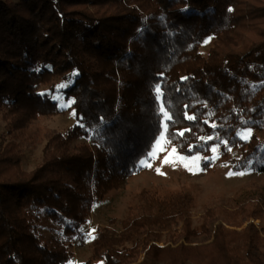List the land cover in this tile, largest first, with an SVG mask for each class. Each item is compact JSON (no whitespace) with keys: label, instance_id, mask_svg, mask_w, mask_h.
<instances>
[{"label":"trees","instance_id":"trees-1","mask_svg":"<svg viewBox=\"0 0 264 264\" xmlns=\"http://www.w3.org/2000/svg\"><path fill=\"white\" fill-rule=\"evenodd\" d=\"M58 80L71 82L77 123L35 129L64 113ZM0 123V264H67L92 205L138 171L161 132L181 156L217 146L233 172L264 174V0H0ZM19 143L44 144L30 172ZM246 195L206 208L193 228L191 190L144 188L118 235L95 230L82 264H264L250 222L264 201Z\"/></svg>","mask_w":264,"mask_h":264},{"label":"rangeland","instance_id":"rangeland-1","mask_svg":"<svg viewBox=\"0 0 264 264\" xmlns=\"http://www.w3.org/2000/svg\"><path fill=\"white\" fill-rule=\"evenodd\" d=\"M207 41L200 49L204 55L211 45V39ZM70 84V81L62 82L58 80L55 92L52 95V99L56 101L59 108L64 110V113L38 120L34 123L33 128L55 130L59 133H64L68 128L77 123L76 116L73 115L74 111L70 109V106H66L68 105V101L71 100H65L63 94L64 89L69 87ZM61 85L64 86L61 87ZM41 92H44V90H41ZM2 126L3 124L0 123L1 128ZM247 137L245 136V138ZM163 140L164 136L160 144L156 146L158 155L154 159L148 160V157L144 159L148 160L151 165L150 167L140 166L138 163V171L131 177L124 179L120 188L108 193L103 201L95 202L92 205L89 219L82 228L83 237L80 240H75L73 243V257L70 260L72 264H82L90 257L92 239L88 238L87 233L92 229H102L114 235H118L121 232V222L126 215L128 201L139 191L147 187L157 186L171 190H191L196 195L195 208L191 213L193 228H197L200 225L202 214L208 207L233 208L238 200L246 198V194H252L251 196L255 202L264 201V174L247 170L241 171L245 173L243 175L229 176L228 173L233 171L229 165H225L222 161L218 160L219 153L217 146H213L210 154L206 157L200 155L184 157L179 155L174 147L164 146ZM83 142L85 141L79 140L74 142L73 145ZM43 146V143L35 147H28L24 143H19L16 158L20 161V166L24 171L30 172L41 164ZM213 148L216 149L215 152L212 151ZM234 154V151L231 150L230 155L234 156ZM196 156L200 159L193 161L192 157ZM165 157H169L177 162L162 164L161 161ZM180 157H184L185 159L181 162L179 161ZM202 158L207 163L208 169L201 167ZM184 165H187V168ZM189 168L191 170H188ZM156 169H159L162 174H158ZM250 222L257 229H260L261 234L264 236V217L260 220L250 219ZM94 232H92V236ZM166 240L163 239L161 242H155L154 244L158 248H162L166 244H169L165 242ZM169 241L171 240L169 239ZM140 253L137 263L141 262L143 258L141 250Z\"/></svg>","mask_w":264,"mask_h":264},{"label":"snow or ice","instance_id":"snow-or-ice-1","mask_svg":"<svg viewBox=\"0 0 264 264\" xmlns=\"http://www.w3.org/2000/svg\"><path fill=\"white\" fill-rule=\"evenodd\" d=\"M229 11H231V9H229ZM207 42H208V41H205V43H207ZM182 79H187V78L185 77V78H182ZM63 86H64V85H61V87H63ZM156 93H157V97H156L157 100H160L161 97H162V95H163V93L161 92V89H160V86H159V85H156ZM72 103H73V101H68V105H66V106H70ZM159 111H160V113H162V114L164 115V119H165V120H167V119H171V117H170V116L168 115V113L165 111V107H164L163 104H161ZM73 115L75 116V112H73ZM187 118H188V119H192V117H187ZM161 123H163V122H161ZM240 135H241V138H242V139L245 138V136H250V135H251V130L249 129V130L247 131L246 134H240ZM163 136H164V133L161 132L159 138L156 139L155 145L152 146V150L148 153V160H150V159H154V158L158 155V153H157V151H156V146L160 144L161 139L163 138ZM230 150H231V149H229V151H230ZM173 151H174V150H173ZM212 151L215 152L216 149L213 148ZM184 159H185L184 157H180V158H179V161L182 162ZM199 159H200V158H199L198 156H196V157H192V160H193V161H198ZM148 160H144V159L140 160V161H139L140 166H147V167H150L151 165H150V163L148 162ZM175 162H177V161H175V160H173V159H171V158H169V157H165V159H164L163 161H161L162 164H172V163H175ZM251 163H252L251 161H248L249 166L251 165ZM184 166L187 168V165H184ZM197 167H198V165H197ZM188 170H191V169L189 168ZM156 171H157L158 174H162V173H160V170H159V169H156ZM243 174H245V173H244V172H236V173H234V172H229V173H228L229 176H232V175H243ZM94 231H95V230L92 229L91 231H89V232L87 233L88 238H90V239H94V237L92 236V232H94ZM68 264H72V262L69 261Z\"/></svg>","mask_w":264,"mask_h":264}]
</instances>
